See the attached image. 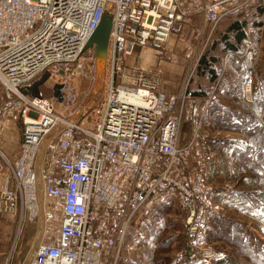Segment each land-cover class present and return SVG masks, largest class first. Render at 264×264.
Instances as JSON below:
<instances>
[{
    "label": "built area",
    "instance_id": "obj_1",
    "mask_svg": "<svg viewBox=\"0 0 264 264\" xmlns=\"http://www.w3.org/2000/svg\"><path fill=\"white\" fill-rule=\"evenodd\" d=\"M264 0H0V124L19 122L9 173L0 178V215L37 223L27 264H116L128 227L167 192L184 211L187 245L201 264L219 257L208 241L212 187L192 164L196 136L179 143L190 97L163 87L157 63L171 37L200 17L208 37L222 19ZM111 17L104 100L92 124L57 111L24 86L43 71L80 63L102 17ZM260 42L236 56L241 97L253 103ZM89 67V66H87ZM71 96L67 94L64 96ZM257 116V112H254Z\"/></svg>",
    "mask_w": 264,
    "mask_h": 264
},
{
    "label": "rangeland",
    "instance_id": "obj_2",
    "mask_svg": "<svg viewBox=\"0 0 264 264\" xmlns=\"http://www.w3.org/2000/svg\"><path fill=\"white\" fill-rule=\"evenodd\" d=\"M202 27L200 17L195 16L171 37L156 67L166 90L178 93L182 85H187L190 97L178 104L182 112L194 93L219 89L237 92L235 73L241 61L236 56L225 59V54L250 41L260 42L264 53V3L226 16L208 39ZM90 48L91 58L88 54L80 63L41 72L24 86L26 91L37 90L53 100L58 112L92 124L91 110L104 100L109 67L107 49L99 53L95 46ZM216 70L221 82L207 81ZM254 75L256 86L264 80V61ZM64 91V96L66 93L71 96L62 99ZM20 137L19 122L8 120L0 124V178L9 173L8 166L17 155ZM184 217L172 192L153 200L128 227L126 242L130 249L122 253L116 264L201 263L204 259L198 250L187 245ZM38 234L36 222L20 225L16 218L0 215V264H27L39 240Z\"/></svg>",
    "mask_w": 264,
    "mask_h": 264
},
{
    "label": "crops",
    "instance_id": "obj_3",
    "mask_svg": "<svg viewBox=\"0 0 264 264\" xmlns=\"http://www.w3.org/2000/svg\"><path fill=\"white\" fill-rule=\"evenodd\" d=\"M240 66L237 92L194 93L179 130L182 145L196 136L192 162L212 187L208 241L219 257L211 264H264V80L253 89V103L244 102Z\"/></svg>",
    "mask_w": 264,
    "mask_h": 264
},
{
    "label": "water",
    "instance_id": "obj_4",
    "mask_svg": "<svg viewBox=\"0 0 264 264\" xmlns=\"http://www.w3.org/2000/svg\"><path fill=\"white\" fill-rule=\"evenodd\" d=\"M111 27V17L105 14L97 28L95 29L93 35L87 42L85 48L95 46L96 51L103 53L107 49L109 31ZM201 264V263H198Z\"/></svg>",
    "mask_w": 264,
    "mask_h": 264
},
{
    "label": "trees",
    "instance_id": "obj_5",
    "mask_svg": "<svg viewBox=\"0 0 264 264\" xmlns=\"http://www.w3.org/2000/svg\"><path fill=\"white\" fill-rule=\"evenodd\" d=\"M244 9H245V8H243L242 10H244ZM242 10H240V11H242ZM234 49L237 51V50H240L241 48L238 47V46H235ZM216 71L218 72V70H216ZM216 71H214L213 73H210V74H209L210 78H213V76L215 75ZM262 81H263V80H262ZM263 83H264V81H263ZM25 88H26V87L23 88V91H24L25 93H27V94H31V95H37V94H38V91H37V90L27 92ZM263 91H264V88H263Z\"/></svg>",
    "mask_w": 264,
    "mask_h": 264
}]
</instances>
